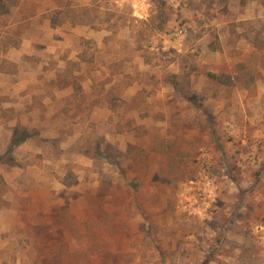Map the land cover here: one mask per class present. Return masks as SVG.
<instances>
[{"label": "rangeland", "instance_id": "obj_1", "mask_svg": "<svg viewBox=\"0 0 264 264\" xmlns=\"http://www.w3.org/2000/svg\"><path fill=\"white\" fill-rule=\"evenodd\" d=\"M0 264H264V0H0Z\"/></svg>", "mask_w": 264, "mask_h": 264}, {"label": "trees", "instance_id": "obj_2", "mask_svg": "<svg viewBox=\"0 0 264 264\" xmlns=\"http://www.w3.org/2000/svg\"><path fill=\"white\" fill-rule=\"evenodd\" d=\"M12 4H16L15 1H12ZM241 66H243V65H241ZM209 77L212 80H214V81H216V82H218V83H220L222 85L228 86V85L233 84V77L231 75H227V74L217 75L215 73H209ZM238 80H241L242 83L247 82V85L246 86H249V84L251 82H254L255 81L254 76L251 75V73L249 71H245L244 74L241 75L240 77L238 76ZM242 86L244 87L245 84H242ZM116 99H117L116 96H114L110 100V104H111L112 108H116L118 106V103L116 102ZM26 140L27 139L25 137L22 141H19L18 143H14V144L15 145H19L21 143H24Z\"/></svg>", "mask_w": 264, "mask_h": 264}]
</instances>
